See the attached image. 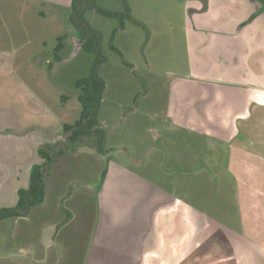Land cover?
<instances>
[{"label":"rangeland","instance_id":"obj_1","mask_svg":"<svg viewBox=\"0 0 264 264\" xmlns=\"http://www.w3.org/2000/svg\"><path fill=\"white\" fill-rule=\"evenodd\" d=\"M69 1L0 0V49H14V66L19 75L55 114L74 122L81 109L74 82L88 75L94 56L77 51L69 40L76 35L66 7ZM128 3L138 25L121 22L118 17H104L94 10L83 15L89 27L101 32L102 49L107 53V64L98 68L106 84L100 114L103 124L108 123L105 148L125 146L138 159L135 163L122 152L107 153L111 159L122 161L125 169L124 174L119 172L121 178L105 189L115 199L111 207L118 209V214L144 213V229L139 231L144 246L138 249L139 253L140 249L144 251L142 261L138 256V261L127 264H264V159L256 156L254 148L234 145L231 159L218 170L222 175L215 179L201 173L187 175L175 186L167 177L164 179L156 155L147 159L151 147L157 145L154 128L158 125L155 120L163 89L187 69L185 15L181 0ZM96 6L105 12L127 14L121 0H97ZM110 44L121 50L122 57L109 51ZM61 45L65 46L59 53L62 62L55 63L54 52ZM41 51L47 57L38 66L32 63V57ZM143 90L146 94L140 95L136 104L143 113L129 115L128 111L135 108L132 98ZM93 144L92 137L80 138L77 148L64 156L59 170L56 166L52 169L43 206L31 209L26 220L0 223V264H87L97 240L94 233L99 229L100 173L95 174L97 164L88 166L82 157L97 160L98 154L85 151ZM101 163L105 166V159ZM74 165L66 178L69 190L63 189L61 179L56 177L58 171L62 173L66 167L63 174H67ZM144 180L152 189L178 199L173 211L162 210L165 202L145 195L148 192ZM65 192L73 196L77 193L75 201L64 199L59 210L57 199ZM80 200L84 201L83 207ZM148 216L153 217V226ZM142 226L137 222L133 229ZM102 228L105 230L103 225ZM125 231L126 228L119 233ZM121 252L117 258L130 257Z\"/></svg>","mask_w":264,"mask_h":264},{"label":"crops","instance_id":"obj_2","mask_svg":"<svg viewBox=\"0 0 264 264\" xmlns=\"http://www.w3.org/2000/svg\"><path fill=\"white\" fill-rule=\"evenodd\" d=\"M181 2L187 69L165 87L155 120L157 145L147 155H156L164 179L174 186L187 175H222L218 170L231 159L234 145L252 147L264 159V0ZM14 55V49H0V208L13 206L18 189L26 186L46 134L70 123L19 75ZM119 172L125 169L109 165L97 196L99 229L87 264H127L144 253L138 250L144 246L139 233L144 213L118 214L111 191L105 190L121 178ZM145 191L149 199L165 202L162 210L173 211L178 201L147 184ZM149 219L153 226V217ZM137 222L142 227L133 229ZM120 251L130 257L117 258Z\"/></svg>","mask_w":264,"mask_h":264},{"label":"flooded vegetation","instance_id":"obj_3","mask_svg":"<svg viewBox=\"0 0 264 264\" xmlns=\"http://www.w3.org/2000/svg\"><path fill=\"white\" fill-rule=\"evenodd\" d=\"M97 0H70L69 4L67 5V8L69 10V19L71 22L75 25H73L75 29L76 35H72L69 37V40H72V43L76 45V50H83L86 53L92 54L94 56V60L92 62L90 71L87 76L77 79L74 82V88L77 92V101L81 107L79 117L74 122L69 121L70 123H63L60 125V128L62 132L56 131L54 134L47 135L44 137V141L42 143H39L37 146V163L33 164L29 170L27 184L24 188H20L19 190H26L29 188L31 184V171L33 168H38L40 172H43L42 174V198L41 201L38 204H35L33 206H26L24 208H18L19 203V194L17 191V199L13 206L11 207H1L0 211L2 210H10L9 212H2V214L6 215L5 218L0 220V223L4 222L8 219H20V220H26L27 216L31 209H34L38 206H43L45 203V194H46V182L48 183V179L50 178L52 169L56 166L58 167V170L60 166L63 164V158L64 156L68 157V155L73 151L74 148H77L76 145L80 138L84 137H92L94 139V144L88 149H85L87 152H92L98 154V158L96 161H93L90 157H82V159H86L88 166L90 163L97 164L98 169L95 171L96 173H100L99 176V188L97 192H100L102 188V184L104 182V178L107 174L109 165H117L119 167L122 166V161H117L114 159H111L108 152H122L127 159L132 160L133 162L137 163V158L130 152V150L124 146V149H121L119 146H113L111 148H105V138H106V130L105 125L108 123L105 122L103 124V121L100 117L101 114V104L103 102V94L105 92V81L100 77L98 74V68L101 66H105L107 64V53L102 49V34L98 30L92 29L89 27V25L84 21L83 15L85 11L87 10H94L98 14L113 18L118 17L121 19V22L129 21L132 22L134 25H138L139 23L136 22L134 17L131 15V8L129 6L128 0H121V4L125 9L127 10L126 15L118 14L115 12H105L101 9L97 8L96 6ZM121 30V28L119 29ZM77 36V37H76ZM113 35L110 37V41L113 42ZM111 42V43H112ZM65 46L61 45L59 49H56L54 52L53 60L55 63H61L62 58L59 56L60 51L64 50ZM110 52H115L119 56L122 57L121 50H118L113 44H110L109 46ZM47 57V56H46ZM44 63V62H43ZM42 63V64H43ZM49 64V63H48ZM127 66L128 64L125 63ZM85 80V81H84ZM141 81H144L143 78H140ZM84 81V82H83ZM158 86H161L158 84ZM165 88L163 89V92ZM144 94H146L143 91L140 93H137L132 98V105L134 110H129L128 114H134L136 115V112H139L140 114L143 113L144 110H140L136 104L138 103V98L140 95L144 97ZM83 97V98H81ZM83 99V100H80ZM87 99V100H86ZM68 127V129L66 128ZM60 130V131H61ZM73 139V140H72ZM114 149L115 151L111 150ZM39 149H42L46 153V158H43L40 156ZM104 156V157H102ZM94 158V157H93ZM94 158V160L96 159ZM106 161L105 166H103L102 159ZM79 160V159H78ZM92 160V161H91ZM79 162V161H78ZM79 164V163H78ZM102 165L103 168H99V166ZM75 165L69 168L67 171V174H63V172L66 170V167L64 168L63 172L58 171L59 175L56 177H59L61 179V187L64 189L66 187V190H69L70 184L66 180L68 176V172L74 171ZM105 173L103 182L101 181L102 174ZM84 174V173H83ZM82 174V175H83ZM76 179H77V175ZM81 175H78V178ZM87 176H91V174H87ZM85 176V177H87ZM69 178V177H68ZM74 178V176L72 177ZM77 194V193H76ZM76 194L73 196L72 193L68 194L65 192L63 195L57 199L58 203L56 204V208L59 210L63 207L60 206V203L66 199V201L72 200V203L75 201ZM80 194V193H79ZM78 194V195H79ZM80 206L84 203L83 200H80ZM71 203V204H72ZM79 204V203H78ZM98 206V205H97ZM83 207V206H82ZM67 208V207H66ZM70 209V208H67ZM13 213V215H11Z\"/></svg>","mask_w":264,"mask_h":264},{"label":"trees","instance_id":"obj_4","mask_svg":"<svg viewBox=\"0 0 264 264\" xmlns=\"http://www.w3.org/2000/svg\"><path fill=\"white\" fill-rule=\"evenodd\" d=\"M85 81V80H84ZM83 81V82H84ZM83 98V97H81ZM83 100V99H80ZM87 100V99H86ZM68 129V127H66ZM69 130V129H68ZM73 140V139H72ZM40 156L43 158H46V153L42 149H39ZM42 174L43 172H40L38 168H33L31 171V184L28 189L26 190H19V203L18 208H24L26 206H33L35 204H38L41 201L42 198ZM105 173L102 174L101 181L103 182ZM10 210H2L0 211V220L6 217V215L2 214V212H9ZM13 215V213L11 214Z\"/></svg>","mask_w":264,"mask_h":264},{"label":"water","instance_id":"obj_5","mask_svg":"<svg viewBox=\"0 0 264 264\" xmlns=\"http://www.w3.org/2000/svg\"><path fill=\"white\" fill-rule=\"evenodd\" d=\"M45 59H46V52L41 51L40 53H38L34 57H32V63L40 66L45 61Z\"/></svg>","mask_w":264,"mask_h":264}]
</instances>
